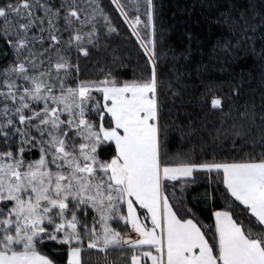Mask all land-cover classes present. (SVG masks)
<instances>
[{"label":"snow or ice","instance_id":"snow-or-ice-1","mask_svg":"<svg viewBox=\"0 0 264 264\" xmlns=\"http://www.w3.org/2000/svg\"><path fill=\"white\" fill-rule=\"evenodd\" d=\"M110 2L146 58L130 79L111 68L81 75L80 58L120 35L102 0H0V264H57L46 242L66 264L97 254L107 264H264V109L258 139L247 107L239 125L217 129L213 140L231 152L170 154L156 4ZM214 22L228 33L217 47L232 54L258 28L264 39V0H229ZM211 108L222 99L213 95ZM196 173L216 185L203 199L223 201L213 223L188 206Z\"/></svg>","mask_w":264,"mask_h":264},{"label":"trees","instance_id":"trees-1","mask_svg":"<svg viewBox=\"0 0 264 264\" xmlns=\"http://www.w3.org/2000/svg\"><path fill=\"white\" fill-rule=\"evenodd\" d=\"M232 2L242 6L246 0ZM102 3L120 35L109 41L106 52L93 55L91 59L80 58L81 75L95 78L102 74L101 68H111L122 78L130 79L137 65L143 66L146 58L135 38H129L130 34L110 0H102ZM154 3L160 94L168 123H174L170 129L168 152L191 151L195 158H210L205 153L233 151L230 141H223L221 148L223 137L216 141L213 138L221 126L230 128L233 123H241L238 108L243 110L247 107L250 113H255L252 129L258 139L260 115L264 109V39L259 28L253 43L226 54L223 47H217V43L221 37L228 36L227 29L214 20L228 7L229 0H154ZM253 22L258 23L259 16ZM3 48L4 45L0 44V49ZM72 56L75 59L76 53L73 52ZM114 58L122 60L124 66L114 64ZM3 60L4 57L0 56V62ZM213 95L222 99V109L211 108ZM180 129H183V138ZM256 151H259L258 147ZM194 175L197 182L187 186L188 206L194 209L203 223H213L211 213L220 210L223 201H205L200 194L205 190L211 191L216 185H209L203 173ZM174 190L179 195V183ZM45 251L57 264H66V253L60 245L46 242ZM97 256L99 264H107L100 254L92 257L93 264H97ZM116 258L117 254L113 253L109 260Z\"/></svg>","mask_w":264,"mask_h":264}]
</instances>
